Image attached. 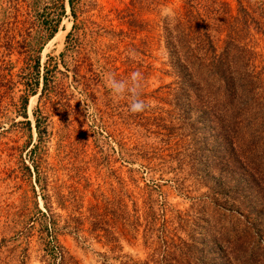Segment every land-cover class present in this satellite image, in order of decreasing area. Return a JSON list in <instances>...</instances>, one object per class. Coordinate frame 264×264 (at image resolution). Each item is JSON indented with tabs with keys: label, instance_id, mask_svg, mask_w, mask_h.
<instances>
[{
	"label": "rangeland",
	"instance_id": "374dc122",
	"mask_svg": "<svg viewBox=\"0 0 264 264\" xmlns=\"http://www.w3.org/2000/svg\"><path fill=\"white\" fill-rule=\"evenodd\" d=\"M228 1L232 14L240 16L236 0ZM97 2L101 8L96 13L126 34L113 39L111 49L106 46L111 40H101L110 71L100 74L97 106L81 95L68 118L46 107L49 135L32 152L38 93L27 104L30 129L13 121L23 116L9 111L10 94L0 102V264H223L231 258L235 236L243 235L250 221L264 229V220L255 213L249 220L245 212L230 209L244 198L246 179L239 172L222 175L213 163L214 152L222 150L210 123H183L174 105L177 76L167 58L162 23L183 2L151 0L143 7L130 0ZM121 9L132 15L120 17ZM253 9L260 23L244 27L240 18L234 26L238 42L253 47L255 91L264 96V0ZM63 19L59 36L42 50V61L64 49L72 20L69 14ZM228 30L215 32L219 52ZM90 41L83 44V53L88 63H98ZM133 73L140 75L138 97L132 92L114 97L109 76L130 83ZM17 94L16 89L14 99ZM137 100L144 108L133 112L130 106ZM241 128L249 138L251 127L242 122ZM32 155L42 186L34 168L29 172L25 167ZM218 178L224 192L215 195L209 186ZM259 230L254 242L264 239ZM54 240L59 247L52 252ZM254 249L261 260L259 244Z\"/></svg>",
	"mask_w": 264,
	"mask_h": 264
},
{
	"label": "trees",
	"instance_id": "16d2710c",
	"mask_svg": "<svg viewBox=\"0 0 264 264\" xmlns=\"http://www.w3.org/2000/svg\"><path fill=\"white\" fill-rule=\"evenodd\" d=\"M130 1L143 7L151 0ZM258 1L236 0L240 14L237 16L232 14L228 0H182L173 14L165 16L162 29L167 58L177 76L173 95L180 119L191 126L202 119L210 123L214 129L213 139L222 150L216 155L214 152V166L224 171L223 176L239 172L247 181L248 190L244 188L242 192L244 198L234 204L236 208L230 206V209L245 212L249 220L255 213L261 222L264 220V96L256 92L258 73L250 64L253 47L238 42L239 28L234 26L240 18L244 27L251 21L260 23L253 9L257 8ZM100 8L97 0H0V102L5 93L10 94L11 100L6 105H12L13 109L9 111L23 116L13 121L23 122L30 129L27 104L29 108L38 93L33 111L37 141L33 142L32 152L49 135L51 119L46 107L53 106L68 118L75 108L73 101L79 102L81 95L97 106L100 74L110 71L109 54L101 40L103 37L111 40L106 45L111 49L113 39L126 35L122 29L116 30L112 23L108 24L105 14L96 13ZM67 14L72 23L65 34L64 49L57 55L48 54L42 61L44 46L59 36ZM118 14L120 17L132 15L130 12L127 15L124 9ZM127 19L129 23L135 22L134 18ZM225 27L229 30L219 52L214 41L215 32ZM87 40L94 43L95 60L100 62L88 63L83 53ZM232 45H235L233 51ZM82 67L85 71H81ZM113 77L116 79L115 74ZM16 89L18 94L14 99ZM242 122L251 127L247 130L249 138L244 135ZM30 158L31 164L25 167L29 172L34 168L36 182L42 186L34 155ZM218 182L219 178L209 186L215 195L224 192ZM239 185L242 184L239 182ZM229 189L236 187L229 186ZM235 195L232 197L236 200ZM259 229L264 231L255 221H250L243 235L235 236L231 254L228 250L231 258L223 264H264V257L258 260L255 256L254 244H259L264 255V239L254 242L261 232ZM57 247L54 240L50 251L54 252ZM204 264L217 263L209 260Z\"/></svg>",
	"mask_w": 264,
	"mask_h": 264
},
{
	"label": "clouds",
	"instance_id": "9594fccd",
	"mask_svg": "<svg viewBox=\"0 0 264 264\" xmlns=\"http://www.w3.org/2000/svg\"><path fill=\"white\" fill-rule=\"evenodd\" d=\"M140 75L133 73L130 83L124 81H116L114 77L109 76L107 79L108 86L112 89L113 95L116 98H123L128 92H132L134 96L138 97ZM143 104L138 100L130 106V110L133 112L143 111Z\"/></svg>",
	"mask_w": 264,
	"mask_h": 264
}]
</instances>
